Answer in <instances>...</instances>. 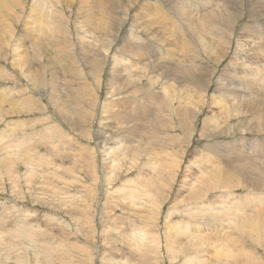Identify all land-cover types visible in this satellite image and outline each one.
<instances>
[{
    "label": "rangeland",
    "instance_id": "374dc122",
    "mask_svg": "<svg viewBox=\"0 0 264 264\" xmlns=\"http://www.w3.org/2000/svg\"><path fill=\"white\" fill-rule=\"evenodd\" d=\"M44 1L36 25L0 0V264H264V109L237 90L264 0L211 35L204 0Z\"/></svg>",
    "mask_w": 264,
    "mask_h": 264
},
{
    "label": "bare ground",
    "instance_id": "6f19581e",
    "mask_svg": "<svg viewBox=\"0 0 264 264\" xmlns=\"http://www.w3.org/2000/svg\"><path fill=\"white\" fill-rule=\"evenodd\" d=\"M9 1V0H8ZM36 1V0H35ZM74 1V0H73ZM214 1V3H212ZM232 1V3H229L228 1H224V0H204L202 3H203V5H207V4H210L211 5V7H210V11L209 12H207L206 14H203L202 15V17L200 18V19H198V18H196V17H193V18H195V19H198L199 21H197V22H199L200 23V27L203 29V31H201V33L203 32V34H204V32H207L208 30L207 29H217V28H219V27H224L225 28V23H226V21H228L229 20V13H228V8H230V10H232V11H234L235 13H236V15H239V9H240V6H241V8H242V5H244L245 4V0H231ZM58 2V1H57ZM56 2V3H57ZM68 2H69V5H71L72 4V0H68ZM261 3H262V0H248V6H250V10H252L253 11V13H252V15L253 14H255V15H257L261 10H259V8H262L263 6H260L261 5ZM242 4V5H241ZM33 7L35 8L34 9V11H36L37 12V14H38V16L36 17V19L34 20V23H36V25H40V24H42V14H43V19H44V22H46L47 20H49L50 18H52V17H50V18H48L49 16L48 15H50L49 14V12H50V9H48V8H50V6H49V3H45V1L44 0H39V3H36V4H34L33 3ZM187 5H188V2L187 1H185V0H181V1H179V4L177 5L178 6V10H179V12H181L183 15H185L183 12H185V10H186V8H189V7H187ZM9 6V5H8ZM224 6H226V8L224 9L223 7ZM245 6V5H244ZM248 6H246V7H248ZM144 7V6H143ZM9 8V7H8ZM205 8V7H204ZM203 8V6H202V9H204ZM264 8V7H263ZM32 7H31V11H30V13H31V16H32ZM243 10V9H242ZM202 11V10H201ZM230 12V11H229ZM93 13V12H92ZM230 13H232V12H230ZM105 14H107V13H105ZM28 15H29V13H28ZM33 15H35L36 16V14H33ZM30 16V17H31ZM50 16H52V15H50ZM96 16V15H95ZM181 16V15H180ZM241 16H244V13L243 12H241ZM54 17H56V16H54ZM106 17V16H105ZM93 18H94V16H93ZM52 19H54V18H52ZM56 19V18H55ZM106 21V18H104V22ZM180 26H182V23H181V21H180ZM43 30V27H42V29H41V31ZM212 31V30H211ZM46 32V31H45ZM51 32H54V31H51ZM210 32V31H209ZM209 32H207V33H209ZM32 33H33V31H32ZM45 34V33H44ZM49 34V33H48ZM133 34V33H132ZM210 35L212 34V33H209ZM213 34H214V32H213ZM262 34V33H261ZM256 35V34H255ZM263 35V39H264V34H262ZM53 36V35H52ZM51 36V37H52ZM131 36V35H130ZM214 36H216V35H214ZM233 33L232 32H230V34L229 35H227V38L228 39H232L233 37ZM215 38H217V36L215 37ZM254 38H256L255 36H254ZM129 39V38H128ZM130 39H132V37H130ZM217 39H220V38H217ZM260 39H262V37L260 38ZM200 41L202 42L203 41V39H202V37H200ZM227 41L225 40V43H226ZM262 43L261 42V40L259 41L258 40V43ZM255 43V42H254ZM152 44V46H153V43H151ZM230 44V41H229V43L227 42V45H229ZM153 48H155V47H153ZM60 51V50H59ZM158 53V52H157ZM263 57H264V55H263ZM113 61H115V62H118V61H116V58L113 60ZM122 60H120V62H121ZM151 61L152 60H150L149 61V63H151ZM179 66V65H178ZM242 66V65H241ZM176 67V66H175ZM244 67H251V66H249V64H245V66ZM258 67V66H257ZM243 72V71H242ZM245 73H249V74H246L247 76H245V78H247V80H248V82L246 83V81L244 80V77L242 78L243 80H244V84L242 83H239V85L237 86V90H238V97H244V95L246 94V93H244V91H248L249 92V96H248V100H250V103L251 104H256V109H264V64L262 65V66H260V67H258L257 69H256V71H254V72H251V71H246ZM240 75V74H239ZM245 75V74H244ZM238 77H240V76H238ZM256 77H258V79H255ZM241 78V77H240ZM174 79V77H172V80ZM96 83V82H95ZM241 84V85H240ZM96 86V85H95ZM227 88V87H226ZM167 90H165V91H163V93H165ZM242 91V92H241ZM126 95V94H125ZM206 95V94H205ZM156 96V94H153V95H151V96H143V98H142V102H143V108H141V113H142V116L145 118H148V117H150V115H151V109H150V106H149V104H150V102L154 99V97ZM128 97H130L129 95L128 96H124V98H119V99H127ZM205 97V96H204ZM203 102H204V98H203ZM103 107H104V105H102V109H103ZM102 109H101V111H102ZM200 111V110H199ZM248 113V111H246V110H244L243 109V112H242V114H247ZM197 114H198V111H197ZM102 118V120H101V122H100V125L101 126H105V125H108L109 123H108V121L106 120V116H102L101 117ZM258 126H259V124H258ZM103 128V127H102ZM48 131V130H47ZM46 131V132H47ZM52 131V130H51ZM48 134V133H47ZM70 134V133H69ZM102 137V135L100 134L99 135V137L98 138H101ZM32 140V139H31ZM92 141V140H91ZM51 143V142H50ZM91 143V142H90ZM258 148V147H257ZM254 149V148H253ZM258 149H260V148H258ZM92 151H93V155H94V149H92ZM253 151V150H252ZM132 153H133V155L134 156H136V157H139V156H141V154H140V150L138 151V150H136V149H132ZM140 154V155H139ZM142 154H143V152H142ZM251 154V153H250ZM94 157H95V155H94ZM252 157V156H251ZM241 160L242 159H240V158H238V161H240L241 162ZM244 160V159H243ZM242 160V161H243ZM243 163V162H242ZM155 165L156 164H154L153 165V168L154 169H156V168H158V167H155ZM249 165H251V164H249ZM95 166L97 167V164H96V161H95ZM173 166H175V164H173ZM165 169V164H164V168H163V170ZM224 169V171H225V168H223ZM248 171H250V170H248ZM13 172V171H12ZM12 172H11V174H12ZM222 172V171H221ZM220 172V173H221ZM227 172V171H226ZM226 174V173H225ZM224 175V174H223ZM222 176V175H221ZM96 177H97V180L100 178L98 175H97V171H96ZM223 178H225V176L223 177ZM222 177L220 178H218V180H216V177H215V180L213 181L212 180V182H219V181H227V179L226 180H224ZM100 180H102L101 178H100ZM98 182V181H97ZM99 182H101V181H99ZM149 185H151V184H149ZM261 198V197H260ZM262 199V198H261ZM258 200H259V198H258ZM261 202V201H260ZM259 203V202H258ZM262 207V206H261ZM229 212V211H228ZM227 212V213H228ZM231 215V214H230ZM151 226H152V224H151ZM137 229V228H136ZM139 229V228H138ZM137 231V230H136ZM136 231H134L133 232V234H135V233H137ZM145 231V230H144ZM144 231H140L139 233V235H138V237H136V240H135V243H136V246L137 247H143V248H145V247H147V245L148 244H146V240H147V235H146V233H144ZM141 232H142V234H141ZM150 232V231H149ZM188 236H189V246H193V244H194V242H193V240H196V239H194L193 237H191V233H188ZM197 241V240H196ZM150 242V244H156L155 246H154V248H159V244H158V241L155 239V238H152L151 239V241H149ZM198 242V241H197ZM238 247H239V245H237ZM237 246H234V247H237ZM232 248L231 249V247H230V249H229V251L228 252H225V257L227 258V257H229L230 258V255H233V254H235V253H239V255H242L243 257H244V260L246 261V263L247 262H249V261H252L250 258H251V256H252V258L253 259H255L256 260V262H257V259L252 255V254H249V255H251L250 256V258L247 256V255H244L245 253L244 252H242L243 250H241V251H239L238 249H236V248ZM240 247H242V246H240ZM228 249V248H227ZM223 250V249H222ZM221 250V251H222ZM233 250H234V252H233ZM223 252V251H222ZM227 254V255H226ZM194 258L195 259H197V256H194L193 258L192 257H187L186 258V261H185V264H196L197 262H195V260H194Z\"/></svg>",
    "mask_w": 264,
    "mask_h": 264
}]
</instances>
